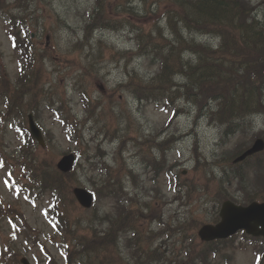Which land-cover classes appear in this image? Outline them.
<instances>
[{
  "label": "trees",
  "instance_id": "trees-1",
  "mask_svg": "<svg viewBox=\"0 0 264 264\" xmlns=\"http://www.w3.org/2000/svg\"><path fill=\"white\" fill-rule=\"evenodd\" d=\"M157 1H165L166 12L147 21L148 17L158 14L159 10L154 11L146 6L143 14L140 10L129 6L128 3H131L129 0L118 5L108 3L107 0H96L84 24L86 38L95 30L114 31L128 26L135 28L137 54L151 62V65L156 67V71L152 78L140 79L137 71L133 69L128 72L127 84H124V87L139 101H156L168 110H175V114L184 112L178 110L175 104L177 100L191 102L198 109L197 119L206 113V116L209 115L212 121L222 129L224 135L242 134L234 147L223 152L219 161L223 172L222 176L220 175L221 178L207 169L206 162L200 161L197 145L194 146L196 162L194 170L200 171L198 175L199 182L202 184L200 187H206L209 193L212 191L218 204L232 199L228 190L235 183H237L235 190L240 192L236 196H240L242 203L264 201V188L257 190L258 187L253 186L254 182L250 176L242 170V167L246 166L245 169L250 170L255 176H258V172L264 174V152L248 160L241 167L233 164V160L248 149L255 138L252 135L249 139L247 120L264 113V18L257 15V5L254 6L250 0ZM3 2L5 1L0 0V7H4ZM17 4L22 5L21 0H18ZM131 17L137 22L130 24L131 21L128 22L127 18ZM161 19L171 38H167L163 33ZM18 20L21 23L27 22V18L25 14L19 19L13 16L10 18L13 23L10 28L11 40L21 61V73L16 83L10 82L5 68L0 65V156L5 155L1 149L3 130L1 124L16 113L17 116L22 117L23 132V143L18 147L19 156L16 157L17 168L23 172L26 180L34 188L50 194L52 205L49 212H52L58 232L65 237L74 236L76 233L72 231V226L79 222L77 214L74 213L76 203L72 196V189L77 185L76 172L60 173L55 167L56 160L52 154L44 160L38 158L41 149L29 133L27 114L32 112L36 120L41 117V105L44 102L43 98L47 96L44 80L42 81L46 66L43 56L37 52L31 38H21L17 30ZM148 25L151 26L150 29ZM199 35L212 38L214 42H198L195 38ZM112 54L120 56L125 53L112 52ZM126 54L130 55V52ZM69 62L73 63L71 60ZM75 63H78L81 69L84 68L82 62L75 61ZM178 76L183 79L182 83L176 80ZM116 91L117 89L112 90V96ZM3 106L6 107L5 110ZM85 107L90 110V115L96 111V105L91 103L85 102ZM63 109L62 106L52 111L57 116L65 117L68 111ZM108 114L110 123L117 122L118 113L114 108H110ZM63 122L68 131L77 130L78 121L71 115L66 116ZM41 128L47 144L52 142L54 137L43 126ZM262 135L258 134L257 137ZM145 140L141 145L154 144L152 139ZM165 144V142L156 143V147L162 149ZM147 146L149 148V145ZM155 163L160 164V171L156 168V174L162 173L165 158L162 157V162L156 160ZM124 171V165H120L119 169L111 168L105 163L102 165L101 173L104 179L101 190L106 194L105 198L113 196L117 204L121 202L117 195L121 196L123 187L121 179L126 175ZM196 175L197 172H195ZM195 183H190V189L188 187L184 192V201L183 198L177 200L180 199L184 205L193 204L194 197L199 192ZM160 190V188L156 189L159 193ZM200 192L205 193L202 189ZM157 202L160 204L156 206V222H162L160 212L166 205V201L158 197ZM130 207L137 210L128 224L122 221V218L123 215H129L132 212L129 208L118 207L120 209L118 216L103 215L102 218L105 221L111 224L113 222L118 226L115 225L101 237H97L92 229H88V233L84 234L85 237L81 238L85 241H80L82 245L80 252L73 250L69 259H73L76 254L88 256L91 250H113L109 254L96 255V257L99 264H116L115 249L118 248L120 221L121 230L126 232L132 230L141 219L147 218L142 215L137 205H130ZM200 225L201 221L198 218H186L179 221L176 230L172 233L184 235L187 231H196ZM227 244L224 247L225 250L231 248ZM208 251L218 253V245ZM203 253L205 256L202 253L197 256L206 264L209 252ZM48 264L58 263L50 260Z\"/></svg>",
  "mask_w": 264,
  "mask_h": 264
},
{
  "label": "rangeland",
  "instance_id": "rangeland-1",
  "mask_svg": "<svg viewBox=\"0 0 264 264\" xmlns=\"http://www.w3.org/2000/svg\"><path fill=\"white\" fill-rule=\"evenodd\" d=\"M125 0H107L108 3H114L118 5ZM260 1V0H256ZM129 6L140 10L144 14V8L149 6L154 11L159 10L158 14H153L146 20L151 21L156 16H159L162 12H166L165 1L158 2L157 0H129ZM6 3V2H5ZM96 0H42L38 3V0H30L23 6V10H27L25 13L27 17L32 16V22L35 24L38 20V25L30 27V32L35 35V39L40 43L47 40L48 43L40 44L43 49L47 46V49L52 53L53 58H48L46 62L48 74L43 75L42 81L45 85V92L47 96L42 104L43 112L39 122L42 126L56 137V148L52 147V151L60 159L68 151L79 150L81 152V160L79 174L80 182L84 187L94 190L96 186L102 181V175L98 168L101 160L108 162L113 161V153L118 148L119 141H115L108 136V131L105 126L107 119L102 111H107V106L112 105L118 112L124 116L121 118L122 122L119 123L122 131L118 135L122 138L123 135L129 137H142L145 136H157L159 134V140L175 139L177 142L170 144L167 155L169 159L168 165L174 166L171 175L176 172H181L184 176L192 177L197 172L194 179H197L200 171H195L194 153L193 147L197 143L198 151L204 158L212 164L218 159L220 153L224 148L230 147L231 144L239 139L240 136L230 137L227 142V146L222 144L223 132L212 121L210 116H206L204 113L197 119L198 109L191 102L177 100L175 104L179 106V110L184 109V112L180 113L174 119H171L172 112L166 111L163 106H157L153 103H141L131 95L126 89L120 87V93L116 98H113L110 102L111 89L115 88L119 84L125 82L127 77V71L130 69L137 70L138 78H152L156 67L151 65L145 58H140L136 52V33L135 28L128 26L121 28L120 30H108L99 31L90 35L84 43L79 44L84 38V21L87 19L89 12L92 11ZM7 3L5 7H7ZM11 7H9L10 11ZM263 9L260 13H263ZM4 13L0 16V48L3 52V58L0 59V65L5 67L8 71V75L12 81L16 80V76L21 72L18 70L19 66L12 50V44L6 30ZM130 24H134L137 21L134 18H127ZM146 21V23H148ZM51 31H49V28ZM161 27L163 33L167 38H171L168 29L161 19ZM150 29L151 26L148 25ZM196 41H202L205 43H212L213 40L208 37L196 36ZM132 51L128 59L123 56H113L112 52H127ZM68 60L73 63L66 62ZM75 61L83 63L84 68ZM178 82H183V79L179 76L176 77ZM182 80V81H181ZM176 81V82H177ZM42 82V85H43ZM66 92L64 103L70 106L74 114L82 117L85 111L81 103V92H87L89 97L98 99L103 104L101 110L96 115L97 121H91L84 127L80 138H82L81 149L69 142L67 134L64 133L60 121L53 115L52 108L58 107L60 104L61 92ZM52 98V102L49 99ZM63 98V96H61ZM67 106V107H68ZM69 107V108H70ZM105 107V108H104ZM70 108V109H71ZM6 107H4V110ZM71 109V111H72ZM132 117L129 120L127 112ZM22 117L13 113L7 121L2 122L3 127L1 139L3 135L5 140L3 146L9 153L16 151L19 143L18 130L21 125ZM264 127V116L259 115L255 117V123L253 129L250 128L252 134L258 132ZM104 129V131L101 130ZM252 134L249 136L251 138ZM227 135H224V138ZM125 146L123 156L127 159L130 168H133L137 175L138 184L141 185L139 194H142L143 189L153 191L152 189L160 187L162 192V199L169 200L172 198L171 191L168 186L167 180L162 177L159 179L158 184L153 186V182L150 180L153 174L150 170L145 169L143 164V158L140 154V148L133 144V141H129ZM225 146V147H224ZM98 147L100 148L99 150ZM2 148V146H1ZM48 156L46 153H40L39 159H44ZM87 157L90 159V163L87 162ZM94 165H96L94 167ZM144 165V166H143ZM98 167V168H97ZM216 173H219V168L213 165ZM216 168V169H215ZM195 171V172H194ZM185 172V173H184ZM138 176H140L138 178ZM257 177V178H256ZM23 179L17 174L16 170L7 168H0V206L4 203H11L23 213L31 228L42 231L43 234H39V238L46 243V248L50 254L55 257L59 264H67L65 254L67 248L65 245L67 238L57 235L54 238V229L51 226L48 218L44 215L43 209L50 200L46 195L44 198L36 199L35 194L26 193L25 190L19 193V189L23 185ZM145 181V187L141 184ZM254 183L260 184L258 187H264V178L262 176H255L252 178ZM126 186L130 188L133 186L132 179L125 182ZM155 192H151L153 197ZM156 196H159L156 192ZM210 198V199H209ZM151 203H156L154 198L148 199ZM200 210L198 207H192L188 210L178 208L176 204L170 202L167 205L165 219H168L172 215L183 214L185 216L194 212V216L203 217L205 222H208L212 218L214 199L210 196L206 200L200 201ZM113 209V203L111 201L100 200L95 207V213L92 211H84L83 217H90L92 214H104ZM81 211H78L80 213ZM95 226L100 228L98 220H94ZM18 225L9 223V218H0V235L2 241H10L12 249H16L17 252L21 251L22 255L28 258L32 264H40L46 260V252L41 250L37 246V238L34 236L31 230H24L23 236L18 238V234L15 236V227ZM20 225V224H19ZM87 226V221L84 222ZM104 228V227H103ZM160 228L157 225H152L151 230L159 231ZM239 241H244L248 248L238 250L235 253V260L233 264H255L256 256L255 252L251 250L252 246L249 244L243 236H239ZM251 241V240H249ZM63 242V244H61ZM156 239L153 244L155 245ZM161 243L163 250H177L179 244L173 243L172 240H168L167 237L157 241L156 244ZM6 264H14L12 261ZM76 264H83L77 262Z\"/></svg>",
  "mask_w": 264,
  "mask_h": 264
},
{
  "label": "water",
  "instance_id": "water-1",
  "mask_svg": "<svg viewBox=\"0 0 264 264\" xmlns=\"http://www.w3.org/2000/svg\"><path fill=\"white\" fill-rule=\"evenodd\" d=\"M30 130L38 143L44 147V139L40 129L29 117ZM264 149V142L259 140L255 145L242 155L237 161L260 152ZM74 161V156L64 157L58 167L64 172L70 171ZM78 201L85 208H90L93 204V196L87 190L78 188L74 190ZM221 222L215 226H205L200 231V237L205 241L228 238L239 230H245L248 234L264 237V203H252L248 207L237 206L234 203H224L220 212ZM26 264L28 262L24 261Z\"/></svg>",
  "mask_w": 264,
  "mask_h": 264
},
{
  "label": "bare ground",
  "instance_id": "bare-ground-1",
  "mask_svg": "<svg viewBox=\"0 0 264 264\" xmlns=\"http://www.w3.org/2000/svg\"><path fill=\"white\" fill-rule=\"evenodd\" d=\"M199 42H202V41H199Z\"/></svg>",
  "mask_w": 264,
  "mask_h": 264
}]
</instances>
